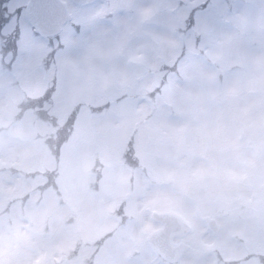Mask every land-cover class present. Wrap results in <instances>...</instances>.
<instances>
[{
	"label": "rangeland",
	"instance_id": "rangeland-1",
	"mask_svg": "<svg viewBox=\"0 0 264 264\" xmlns=\"http://www.w3.org/2000/svg\"><path fill=\"white\" fill-rule=\"evenodd\" d=\"M6 2L0 11V27L6 26L0 36V264H161L147 242L159 230L153 210L191 226L172 240L185 244L177 264H215L214 250L236 260L244 250L239 237L249 250L264 252V121L256 130L250 122L248 131L242 129L257 136L256 143L238 138L236 107L250 112L256 106L250 95L238 102L251 66L244 65L245 76L228 70L238 60L237 45L250 41L243 34L251 33L252 0H219L202 15L197 10L201 37L195 42L172 32L187 30V7L176 19L160 0H141L138 13L161 26L145 24L126 46L131 34L125 19L117 17L118 36L103 19L97 21L108 14L104 5L77 10L78 32L72 23L46 40L17 14L26 0ZM181 42L206 46L220 68L195 59L190 70L184 58L181 80H164L161 87L145 78L144 67L155 58L174 66ZM12 70L16 81L8 75ZM48 85L56 94L46 126L16 105L21 92L41 96ZM157 87L159 93L145 95ZM81 101L109 112L91 116L83 107L66 132L65 117ZM125 149L134 171L124 166ZM153 180L171 186L150 188ZM119 205L122 218L115 216ZM203 216L216 219V233L207 232ZM114 229L97 252L87 247Z\"/></svg>",
	"mask_w": 264,
	"mask_h": 264
},
{
	"label": "flooded vegetation",
	"instance_id": "flooded-vegetation-1",
	"mask_svg": "<svg viewBox=\"0 0 264 264\" xmlns=\"http://www.w3.org/2000/svg\"><path fill=\"white\" fill-rule=\"evenodd\" d=\"M8 0H0V10L4 11L5 4H7ZM27 2L25 3L26 6L28 7L29 0H26ZM67 3L68 10L72 14V20L70 23H74V29L77 30L79 27L82 26V23L79 20V17L77 15V10L81 9H88V8H93L96 7L98 4L104 5L105 9L108 10L107 15L101 16L106 17V21L110 25V31L115 35L118 36L121 30V25L117 17L122 18L124 21V25L127 27L128 26V34H131V37H128L126 40V44H132V42L135 40L134 36L132 37V34L135 35L136 37V31L138 32L139 29H143L142 26L145 24H153V26H159L160 23L156 21H150L148 17L140 15V13H143V11H137V8H139V4L141 0H97L93 4L90 5H78L74 3L72 0H62ZM222 1V0H221ZM217 2L219 0H160V5L162 3H166L167 5V11L172 14L176 19H178L177 12L180 9V7L187 5L188 6V13L187 17L184 19L185 23L187 24V30L183 35H187L186 37H191L192 41H198L201 37V33L195 31V28H197V22L195 23L196 19L193 17L195 16V12L197 10H202L200 13L205 12L206 8L208 5H215L217 6ZM227 0H224V3H226ZM157 3V2H156ZM157 3V4H159ZM171 3V4H170ZM180 5V6H179ZM24 7V4L22 5ZM120 6H123L122 9H120ZM18 7V6H17ZM160 7V6H159ZM227 8V6H226ZM27 10V8H26ZM121 12V13H120ZM117 13H120L118 15ZM101 17L97 18V21L102 20ZM140 18L138 22V26L136 28H133L131 24L135 23L137 18ZM104 19V18H103ZM205 21V18L202 17V22ZM66 24V26L68 25ZM155 24V25H154ZM65 26V27H66ZM251 33H245L243 36H249L250 41H241L240 44L237 45V48L235 49L236 55H237V62L234 63L235 67V73L237 75L245 76L248 74V66L245 67L244 65H250L251 70L249 72V77L242 80L241 87H240V92L242 95L239 97V104L246 103L247 102V95H250L254 102L255 105L250 112H246L242 106L241 108L239 106L236 107L237 111L240 109L239 116L237 115V122L236 125H238V130L240 129H248V122L251 123V126L253 127L254 130H256L258 124L261 121H264V0H252V15H251ZM6 26H4L5 28ZM64 27V28H65ZM176 31L178 29H175ZM74 32V31H73ZM143 31H140V35ZM249 34V35H248ZM176 35L179 37L178 33ZM204 35V34H203ZM139 38V35H137ZM152 38L155 40L154 46H158L159 42L156 39V37ZM180 39V37H179ZM133 40V41H131ZM181 47L178 48L180 51L179 55L176 56V60L174 63L173 70L171 72H166L163 70L164 66V60L161 58H155L154 59V64L151 66L149 63L146 64L144 67L145 69V78L148 77L151 80L159 81V86L161 85V82L164 80H169L171 78L177 79V78H182L184 74L182 71L179 69L180 65L181 67L184 66V58L187 59V62H185V65L190 70L195 69V59L202 60V63L204 66L212 69H217L220 68L217 62L212 60L210 58V55L208 53V49L206 46H198V47H193V45L186 44L185 42H181ZM147 49V48H146ZM145 49V50H146ZM154 51V54H158L157 49L155 48H150V53ZM187 54V55H185ZM227 52L225 50L222 51V56L226 55ZM222 56H220L219 59H223ZM216 61H218L216 58H214ZM167 64V63H165ZM127 69L126 73L132 71L130 66H128L125 63ZM149 70V71H147ZM194 73V71H192ZM131 74V72H130ZM138 76V74H136ZM143 76V75H142ZM142 79V77H141ZM140 77H138V80H141ZM239 81V80H238ZM158 86V87H159ZM239 90V89H237ZM245 101V102H243ZM259 104V105H258ZM256 126V128H254ZM256 133L255 135H262L258 133V131L252 132ZM257 136L252 137V136H246L243 135V137H240L239 139H246L250 143H256L257 139H255ZM162 228V227H161ZM184 233V232H180ZM179 236V235H178ZM173 237V238H172ZM171 240H174V236L172 235ZM172 244L178 248V252L183 251L185 244L182 243V241H178L175 243V241H172ZM242 255L238 258L239 261L241 260L240 264H246L250 261L255 262L258 264L257 260L255 259V255L257 254H262L264 255V252L262 251H255V250H247L244 249L242 250ZM244 253V255H243ZM243 258H245L243 260Z\"/></svg>",
	"mask_w": 264,
	"mask_h": 264
},
{
	"label": "water",
	"instance_id": "water-1",
	"mask_svg": "<svg viewBox=\"0 0 264 264\" xmlns=\"http://www.w3.org/2000/svg\"><path fill=\"white\" fill-rule=\"evenodd\" d=\"M79 4L92 3L95 0H73ZM27 18L35 31L45 37H55L61 33L66 22L72 19L67 4L62 0H30ZM154 222L162 224L164 228L149 237V241L156 248L162 258L173 260L177 249L171 244V235L182 230V224L172 214L153 212ZM205 222L212 231L218 230L216 221L207 216ZM185 231L189 227L187 224Z\"/></svg>",
	"mask_w": 264,
	"mask_h": 264
},
{
	"label": "trees",
	"instance_id": "trees-1",
	"mask_svg": "<svg viewBox=\"0 0 264 264\" xmlns=\"http://www.w3.org/2000/svg\"><path fill=\"white\" fill-rule=\"evenodd\" d=\"M21 11H19L20 13ZM53 90H47L42 96L39 97H35V98H30V97H26L25 100L22 102V113L25 112H32L35 116L40 117L42 121H44V123H47L48 119V115H49V111H50V107L53 106ZM82 104H80L81 106ZM79 106V107H80ZM109 109L110 107H105V106H101V107H97V108H93L94 111H98L99 109ZM79 110V108H77ZM77 118V111H73L68 117L67 120L65 122V126L64 129H66V132L69 131V129L71 128V125L74 124L75 120ZM63 129V130H64ZM64 140L66 141V139L64 138ZM64 143V141L62 140L61 145ZM131 161L129 159H125L124 160V164H128L129 166H131ZM134 171V169H132ZM142 171L144 172V177L148 180L149 179V175L148 173L142 169ZM162 186H166V184L162 185ZM114 233H108L105 236L99 238L98 240H96L95 242L92 243H87V246L90 248H94L96 249V251H98L101 248V245L112 238ZM211 254H214L218 260V262H222L224 264H239L241 262L240 261H236V262H231L228 260H225L221 253L217 250L211 251ZM257 260L259 262V264H264V256H259L257 257Z\"/></svg>",
	"mask_w": 264,
	"mask_h": 264
}]
</instances>
